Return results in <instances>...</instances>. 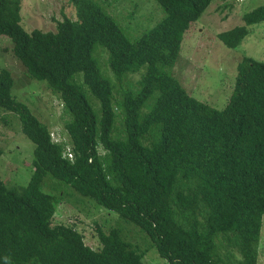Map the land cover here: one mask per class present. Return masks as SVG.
I'll return each instance as SVG.
<instances>
[{"label": "trees", "instance_id": "obj_1", "mask_svg": "<svg viewBox=\"0 0 264 264\" xmlns=\"http://www.w3.org/2000/svg\"><path fill=\"white\" fill-rule=\"evenodd\" d=\"M211 1L156 0L163 17L131 40L97 0H72L75 19L30 31L20 24V0H0V34L12 40L26 75L44 80L68 116V141L53 140L47 124L12 94L10 71L0 69V125L15 113L34 144L25 186L8 187L0 176V264H144L140 246L120 227H98L100 245L92 248L73 224H53L70 193L136 225L168 264H227L232 248L242 253L236 262L257 263L264 61L244 56L237 63L221 109L190 95L171 74L184 32ZM242 18L217 34L226 46L237 47L248 26L264 21V0ZM94 50L103 54L101 66ZM137 73L129 86L120 82ZM47 176L57 181L56 194L42 189Z\"/></svg>", "mask_w": 264, "mask_h": 264}, {"label": "rangeland", "instance_id": "obj_2", "mask_svg": "<svg viewBox=\"0 0 264 264\" xmlns=\"http://www.w3.org/2000/svg\"><path fill=\"white\" fill-rule=\"evenodd\" d=\"M97 1L114 16L131 40L152 27L164 15L156 0ZM262 2L263 0H212L199 17L190 23L183 34L177 61L171 68V74L190 95L221 109L227 104L232 93L237 63L244 56L264 61V21L248 26L249 33L235 48L226 46L217 36L219 32L243 24V14ZM64 16L76 18L72 0H20V24L25 30H55L57 20L63 19ZM12 45V40L6 34H0V69H8L13 77L12 94L17 100L23 101L41 122L47 124L53 140L68 141L64 130V121L68 116L63 111L62 103L49 90L44 80L29 78L26 75L21 61L12 53ZM94 56L101 66V61H104L103 54L99 57L94 50ZM109 75L116 83V88H122L118 85L119 81ZM138 77V73L131 74L120 82L127 87ZM115 96L118 97V94ZM8 116L6 125H0V176L8 187H22L28 183L33 171L34 144L21 131L17 115L9 113ZM65 148L67 150L69 144ZM48 179L52 178L46 177L42 189L56 194L53 191L59 190L57 181L52 179L53 186L47 189ZM93 202L70 193L58 204L52 223L73 224L82 232L84 242L92 248L100 245L97 238L98 227L103 231H107L111 226L120 227L125 238L140 246L144 264H168L167 260L150 246L149 240L135 228L136 225L125 221L114 211L96 207ZM262 220L256 264H264V214ZM231 250L234 259H229L227 264H240V261H236L241 260V251L238 248ZM225 255L223 252L220 256L224 261L227 260Z\"/></svg>", "mask_w": 264, "mask_h": 264}]
</instances>
